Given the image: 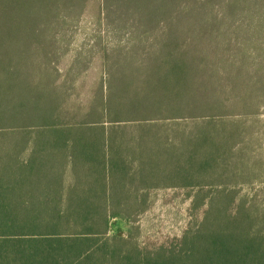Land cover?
I'll return each mask as SVG.
<instances>
[{
	"label": "trees",
	"instance_id": "obj_1",
	"mask_svg": "<svg viewBox=\"0 0 264 264\" xmlns=\"http://www.w3.org/2000/svg\"><path fill=\"white\" fill-rule=\"evenodd\" d=\"M92 2L130 39L99 46L81 100L92 51L57 64ZM253 30L264 0H0V264H264L263 199L228 188L255 178L239 173L243 125L221 118L264 103ZM152 180L198 189L203 210L144 250L112 221Z\"/></svg>",
	"mask_w": 264,
	"mask_h": 264
},
{
	"label": "rangeland",
	"instance_id": "obj_2",
	"mask_svg": "<svg viewBox=\"0 0 264 264\" xmlns=\"http://www.w3.org/2000/svg\"><path fill=\"white\" fill-rule=\"evenodd\" d=\"M95 9L96 4L90 3L82 18L71 29L66 31L67 45L60 63L57 64L60 65L58 66L59 68L65 67L74 53L92 51L89 66L81 73L79 78L82 83V88L78 93L81 100H84L87 90L93 86L98 75L100 76V64L95 55L99 46L106 45L110 49L115 45H127L130 39L129 35L107 28L102 17H97ZM243 26V34H239L238 37L246 39L249 35L246 29L251 26V21L243 20ZM250 35H253L254 40H261L264 37L262 33L254 30ZM245 48L250 51L252 46L248 47L245 45ZM262 49H264V44ZM251 53V58H257L258 61L262 59L255 51ZM83 56L89 57L88 54H83ZM221 118L230 123H241L243 125L241 153L246 157L249 156L251 162L245 165V169H241L239 173H242L243 176H245L244 174L252 173L253 177H255L254 181L249 184L236 181L228 188L234 190L238 196L245 194L256 195L257 198L261 196L264 202V103L258 101L252 112L232 111V113L228 112ZM166 124H169L170 128L173 127L172 123ZM183 124L186 125L185 122ZM189 127L187 126V128ZM227 147L231 148V150L239 149V146H232V144ZM243 162L245 161L243 160ZM253 163L255 167H250ZM151 185V188L140 187L136 192L135 201L123 203V205H134L142 209L131 215L127 225L120 221H112L116 223L115 227L117 229L123 231L124 236L132 239L136 245L144 250L174 242L188 226L198 221L199 215L203 210L202 203L196 195L198 192L196 188L168 187L162 186V184L159 186L158 181L154 180L151 181ZM203 191L209 195L214 190L207 188ZM137 198L138 202H136ZM127 227L131 228L130 234L125 232Z\"/></svg>",
	"mask_w": 264,
	"mask_h": 264
}]
</instances>
